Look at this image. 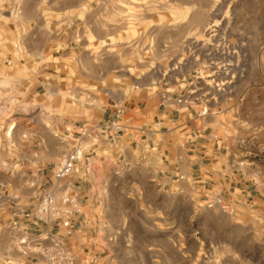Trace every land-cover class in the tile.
Here are the masks:
<instances>
[{"label": "rangeland", "instance_id": "374dc122", "mask_svg": "<svg viewBox=\"0 0 264 264\" xmlns=\"http://www.w3.org/2000/svg\"><path fill=\"white\" fill-rule=\"evenodd\" d=\"M230 66L254 125L237 162L249 179L206 164L153 182L148 162L96 161L98 218L78 239L101 264H264V0H0V264L17 262L8 210L34 201L29 182L69 153L75 124Z\"/></svg>", "mask_w": 264, "mask_h": 264}, {"label": "crops", "instance_id": "0c3cea01", "mask_svg": "<svg viewBox=\"0 0 264 264\" xmlns=\"http://www.w3.org/2000/svg\"><path fill=\"white\" fill-rule=\"evenodd\" d=\"M16 61L14 59L8 66H18L20 61ZM225 70L218 69L213 75L202 76L200 84L184 76L175 90L163 94L159 100L153 97L155 100L144 106L143 103L134 108L122 106L123 129L114 137L103 124L110 120L116 105L105 107L97 123L85 124L93 130L87 136L80 135V124H75V131L71 133V136L75 135V144L65 157L80 148L83 165L80 161L77 172L68 177L69 180L55 181L51 166L48 173L45 170L36 178L35 183L29 182L30 186L37 188L34 201L16 204L8 210L5 228L10 231L17 250L7 259L17 260L13 264H49L41 251L53 244L51 239H45L47 234L60 239L65 248L78 256L94 251L80 243L78 238L94 232L98 218L95 213L97 200L93 198L96 193L90 188L96 161L105 163L114 158L122 167L148 162L147 169L153 172V182H167L180 173L194 181L202 177L206 164H217L218 170L225 174V180L233 179L227 177L228 172L236 177L235 174L239 176L242 171L239 180L247 181L248 167H237V162L251 157L249 144L245 142L249 136L244 133L254 130V125L238 113L244 99L238 91L241 80L234 75V66ZM217 74L224 76L219 78ZM206 108L208 112L204 114ZM259 128L264 132V126ZM88 163L90 168L87 170ZM48 193L58 197L64 193L77 197L78 207L71 229H66L54 215L38 220L31 214L38 208L41 196ZM24 237L28 238L26 242H23Z\"/></svg>", "mask_w": 264, "mask_h": 264}, {"label": "built area", "instance_id": "2783aa9c", "mask_svg": "<svg viewBox=\"0 0 264 264\" xmlns=\"http://www.w3.org/2000/svg\"><path fill=\"white\" fill-rule=\"evenodd\" d=\"M21 10H16V17H19ZM13 56L6 59L8 65L13 64ZM180 102L182 100H179ZM208 109H204L203 113H207ZM123 107L116 106L112 112V117L109 121L103 124L105 129H108L111 136L114 137L119 131L123 129L122 124ZM92 127L87 125L80 128V135L87 136L92 133ZM115 134H114V133ZM83 158V151L80 148L75 149L67 157L55 163L53 166V178L57 182H62L66 178L73 175L78 170V164ZM90 164H87V170ZM77 197L71 194H62L60 197L53 193L42 195L40 203L35 211L31 214L38 220L44 219L47 215H54L62 221V225L66 229H71L74 220V213L77 211ZM68 234L70 230H68ZM45 239H51L53 244L50 247H44L41 251L45 255L49 264H101V260L97 253L90 252L84 256H78L72 250L65 248L60 239L53 238L50 234L45 236ZM28 240L24 237L23 242Z\"/></svg>", "mask_w": 264, "mask_h": 264}, {"label": "bare ground", "instance_id": "6f19581e", "mask_svg": "<svg viewBox=\"0 0 264 264\" xmlns=\"http://www.w3.org/2000/svg\"><path fill=\"white\" fill-rule=\"evenodd\" d=\"M12 129V128H11Z\"/></svg>", "mask_w": 264, "mask_h": 264}]
</instances>
